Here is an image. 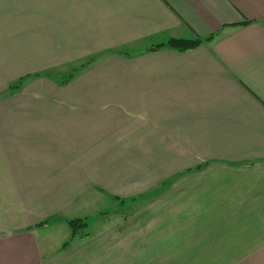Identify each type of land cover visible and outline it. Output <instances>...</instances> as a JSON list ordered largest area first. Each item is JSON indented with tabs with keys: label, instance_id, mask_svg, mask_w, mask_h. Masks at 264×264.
Segmentation results:
<instances>
[{
	"label": "crops",
	"instance_id": "crops-1",
	"mask_svg": "<svg viewBox=\"0 0 264 264\" xmlns=\"http://www.w3.org/2000/svg\"><path fill=\"white\" fill-rule=\"evenodd\" d=\"M201 263L264 264V0H0V264Z\"/></svg>",
	"mask_w": 264,
	"mask_h": 264
},
{
	"label": "rangeland",
	"instance_id": "rangeland-1",
	"mask_svg": "<svg viewBox=\"0 0 264 264\" xmlns=\"http://www.w3.org/2000/svg\"><path fill=\"white\" fill-rule=\"evenodd\" d=\"M153 194L156 195V194H158V192L155 191V192H153ZM139 206L140 205L137 204L136 207H132L130 202L122 203L118 200H114L113 198H109V196H107V198H105L103 205H101L99 207V209L103 210L102 213H106L107 217L99 215V213L98 214L94 213L95 215H90L86 220L87 222H86L85 231L89 233V235H88L89 237H95L96 238L98 236H101L102 234H104V231L112 230L113 226H115V224L117 222H123L125 220V218H128V220H129V218L131 216H133V214L135 212L138 213L141 210ZM157 220L159 222H161L163 219L158 218ZM69 231L67 230V228H65L64 236L67 235V237L65 239L66 244H68L69 241L72 239V237H70ZM145 234H151V233L146 232V230L143 229L139 234H136L137 235V237H136V242H137L136 248H134L130 251H129V247L124 248L126 250L125 254L127 257H128V255H130V258L135 257L136 254L139 255L141 253V251L145 249V245H146L145 244ZM59 235L60 234H58V233H54L51 236H59ZM59 240L60 239L53 240V242H54L53 245H55V247H54L55 249L59 246V245L57 246ZM85 241H88V240H85ZM119 241L124 242L121 237H119ZM133 242H134V239H133ZM60 250L63 251L65 249H63L61 246H59L56 249V251L59 252ZM167 252L169 254H171L174 252V250H173V248H169ZM217 254H219V252Z\"/></svg>",
	"mask_w": 264,
	"mask_h": 264
},
{
	"label": "trees",
	"instance_id": "trees-1",
	"mask_svg": "<svg viewBox=\"0 0 264 264\" xmlns=\"http://www.w3.org/2000/svg\"><path fill=\"white\" fill-rule=\"evenodd\" d=\"M210 40V37L207 39H200L196 38L194 40H176V39H170L165 44H160L153 46L149 48V51H156L159 49H171L176 50L179 52L188 51L190 49L196 48L197 46L201 45L204 42H207ZM71 75L68 76V78ZM68 78L64 79L63 82H65ZM68 228L70 230V236L74 237L78 235L79 233H83V231L86 228V223L84 219H73L67 221Z\"/></svg>",
	"mask_w": 264,
	"mask_h": 264
}]
</instances>
